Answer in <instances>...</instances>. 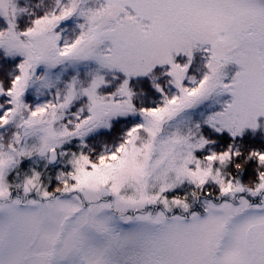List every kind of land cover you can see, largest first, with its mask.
<instances>
[{"label": "snow or ice", "instance_id": "obj_1", "mask_svg": "<svg viewBox=\"0 0 264 264\" xmlns=\"http://www.w3.org/2000/svg\"><path fill=\"white\" fill-rule=\"evenodd\" d=\"M0 264H264V0H0Z\"/></svg>", "mask_w": 264, "mask_h": 264}]
</instances>
